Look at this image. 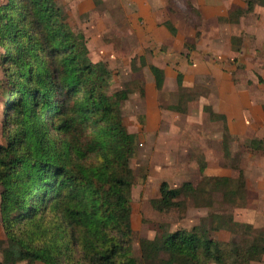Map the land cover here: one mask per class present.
<instances>
[{
	"label": "rangeland",
	"instance_id": "rangeland-1",
	"mask_svg": "<svg viewBox=\"0 0 264 264\" xmlns=\"http://www.w3.org/2000/svg\"><path fill=\"white\" fill-rule=\"evenodd\" d=\"M54 1L69 30L84 39L88 59L104 69V91L137 137L134 255L150 264L142 258V240L197 227L223 244L228 263L238 247L252 253L246 254L249 264H264V0H216V14L206 11L201 21L188 0H168L163 11L182 24L171 41L148 27L129 0ZM183 19L192 25L185 27ZM2 53L0 145L6 142L1 123L9 89ZM153 65L164 71L161 88ZM222 177L229 181L208 180ZM163 182L171 188L192 184L194 192L187 188L178 206L160 210L153 202ZM7 241L0 209V262Z\"/></svg>",
	"mask_w": 264,
	"mask_h": 264
},
{
	"label": "trees",
	"instance_id": "trees-1",
	"mask_svg": "<svg viewBox=\"0 0 264 264\" xmlns=\"http://www.w3.org/2000/svg\"><path fill=\"white\" fill-rule=\"evenodd\" d=\"M165 25L177 34L171 21ZM83 41L54 0L0 4L1 65L9 88L1 123L6 142L0 145L8 246L0 264H142L133 252L131 219L137 137L115 112L104 91L107 74L88 59ZM150 71L161 88L163 69L153 65ZM187 188L194 192L192 184L171 188L163 182L153 204L160 210L178 206ZM163 233L142 240L143 260L231 264L223 244L204 229ZM231 252L232 264H249L252 253Z\"/></svg>",
	"mask_w": 264,
	"mask_h": 264
},
{
	"label": "crops",
	"instance_id": "crops-1",
	"mask_svg": "<svg viewBox=\"0 0 264 264\" xmlns=\"http://www.w3.org/2000/svg\"><path fill=\"white\" fill-rule=\"evenodd\" d=\"M130 3L136 4L140 10V12L144 15V18L146 19L148 27L157 28L159 32L162 34V39L171 41L175 38H179L181 34V26L180 20L176 19L175 17H172L168 13L164 12L163 9H165L166 6L169 5L168 0H129ZM192 5H194L199 12H201V16L198 17V19L201 21L202 17H205L206 11H211L216 14V0H188ZM216 18V15L214 16ZM171 21L174 26L177 28V34L174 35L170 32V30L165 25L166 21ZM184 26L189 27L192 25L191 20L188 22L186 19H183ZM195 29L196 21L194 22ZM185 35L183 37V43H185ZM195 38L197 39V36L195 34ZM196 53H198L196 51Z\"/></svg>",
	"mask_w": 264,
	"mask_h": 264
}]
</instances>
